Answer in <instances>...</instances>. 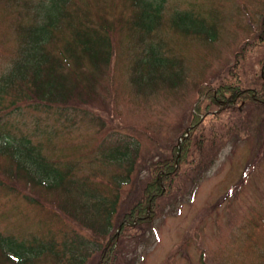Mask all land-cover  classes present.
I'll use <instances>...</instances> for the list:
<instances>
[{"label":"trees","instance_id":"obj_1","mask_svg":"<svg viewBox=\"0 0 264 264\" xmlns=\"http://www.w3.org/2000/svg\"><path fill=\"white\" fill-rule=\"evenodd\" d=\"M130 1L137 7L131 19L121 13L112 21L104 9L94 14L81 0H15L24 9H36L31 19L18 24L17 50L0 75V195L14 199L15 208L32 212L49 231L24 238L0 232V264H98V253L101 264H135L125 243L139 236L130 229L151 228L166 211L178 208L177 196L192 193L202 182L218 161L221 145L234 135V152L238 132L252 138V127L258 137L252 156L264 149V58L262 74L251 80L239 74L218 85L193 83L199 99L188 118L175 125L169 140L150 137L147 155L140 150L144 144L132 137L151 130L130 126L126 135L115 130L124 125L115 124L100 85L115 58L116 27L138 35L139 48L133 49L139 63L131 67L137 95L150 97L186 81L184 61L164 56L160 43L148 40L149 47L140 48L144 34L152 38L161 25L165 0ZM26 111L34 114V131L41 140L33 133L14 134L13 118ZM231 112L236 118L227 123L221 117ZM211 114L221 118L220 129L204 124ZM87 124L101 138H85L84 144L74 139L80 153L64 154L69 145L58 139ZM46 146L47 152L57 150L61 156L43 151ZM251 164L242 180L249 178ZM245 222L246 231L256 227V222Z\"/></svg>","mask_w":264,"mask_h":264},{"label":"rangeland","instance_id":"obj_2","mask_svg":"<svg viewBox=\"0 0 264 264\" xmlns=\"http://www.w3.org/2000/svg\"><path fill=\"white\" fill-rule=\"evenodd\" d=\"M81 1L94 14L104 9L112 21L121 13L131 19L137 8L130 0ZM35 9H24L15 0H0V75L11 66L10 59L16 52L18 24L31 19ZM162 10L161 25L153 30L152 38H145L140 48L149 47L150 40L160 43L157 48L165 52L164 56L184 61L185 85L146 98L137 95L131 82V67L139 63L133 49L139 48L135 41L137 34L131 36L128 30L119 27L114 31L116 49L112 68L100 85L102 96L108 100L107 107L118 120L115 124L124 125L115 130L121 135L134 126L152 131L132 137L144 144L140 150L145 155L153 145L150 137L169 140L177 130L175 125L186 121L199 99L193 83L218 85L219 80L236 79L239 74L251 80L262 74L260 63L264 58V0H165ZM185 13L188 18L184 20ZM97 108H101L100 102ZM221 118L231 123L236 117L231 112ZM221 118L211 114L204 124L210 127L212 123L220 129ZM34 119L30 111L14 117V134L33 133L35 139L41 140L42 136L34 131ZM108 122L111 121L105 124ZM257 122L255 127L260 125ZM89 125L71 131L68 138L58 139L59 143L69 145L64 154L80 153L74 139L84 144L85 138L97 136V141L101 138L94 131L96 127ZM253 133L252 127V138L238 132L240 137L234 152L231 144L234 135L226 145H221L218 161L202 182L192 193L187 191L177 196L178 208L166 211L151 228L130 229L139 236V241L134 238L125 243L128 257L135 264H264V149L259 156H252L254 142L258 140ZM46 150L47 146L43 151ZM47 153L56 158L61 156L57 150ZM249 162H252L249 178L242 180ZM232 193L234 197L228 198ZM1 202L4 205L0 207V232L24 238L34 233L44 236L49 231L47 224L32 212L15 208L14 199L11 201L1 194ZM247 220L256 222V227L244 230ZM76 229L85 234L79 227ZM54 231L59 232V228L55 226ZM98 256L99 253L96 263L101 264Z\"/></svg>","mask_w":264,"mask_h":264}]
</instances>
